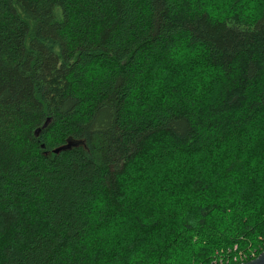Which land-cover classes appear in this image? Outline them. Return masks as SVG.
I'll use <instances>...</instances> for the list:
<instances>
[{
	"label": "trees",
	"instance_id": "obj_1",
	"mask_svg": "<svg viewBox=\"0 0 264 264\" xmlns=\"http://www.w3.org/2000/svg\"><path fill=\"white\" fill-rule=\"evenodd\" d=\"M263 249L264 0H0V264Z\"/></svg>",
	"mask_w": 264,
	"mask_h": 264
},
{
	"label": "water",
	"instance_id": "obj_2",
	"mask_svg": "<svg viewBox=\"0 0 264 264\" xmlns=\"http://www.w3.org/2000/svg\"><path fill=\"white\" fill-rule=\"evenodd\" d=\"M34 133H35V135H37L39 133V129H36L34 131ZM41 146L43 147V145H41ZM69 148H70V144L66 143L64 145H61V146H58V147L54 148L51 151V153L57 154L60 151L67 150ZM44 154L47 155V152H45ZM233 264H264V249L255 258H253L251 260L244 261V262L233 263Z\"/></svg>",
	"mask_w": 264,
	"mask_h": 264
},
{
	"label": "rangeland",
	"instance_id": "obj_3",
	"mask_svg": "<svg viewBox=\"0 0 264 264\" xmlns=\"http://www.w3.org/2000/svg\"><path fill=\"white\" fill-rule=\"evenodd\" d=\"M255 257L256 256H255L254 252H251L249 254V256H245L244 254H238L237 258L234 257L233 259H237V260H239L241 262H244V261L251 260V259H253ZM248 258H250V259H248ZM219 262H221V260Z\"/></svg>",
	"mask_w": 264,
	"mask_h": 264
},
{
	"label": "built area",
	"instance_id": "obj_4",
	"mask_svg": "<svg viewBox=\"0 0 264 264\" xmlns=\"http://www.w3.org/2000/svg\"><path fill=\"white\" fill-rule=\"evenodd\" d=\"M233 260H237V259H233ZM239 262H241V261H239Z\"/></svg>",
	"mask_w": 264,
	"mask_h": 264
}]
</instances>
